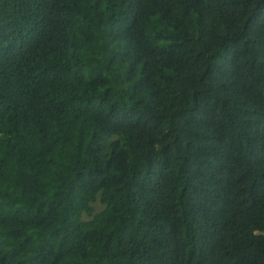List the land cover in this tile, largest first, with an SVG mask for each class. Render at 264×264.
<instances>
[{
  "label": "trees",
  "instance_id": "1",
  "mask_svg": "<svg viewBox=\"0 0 264 264\" xmlns=\"http://www.w3.org/2000/svg\"><path fill=\"white\" fill-rule=\"evenodd\" d=\"M0 264H264V0H0Z\"/></svg>",
  "mask_w": 264,
  "mask_h": 264
}]
</instances>
